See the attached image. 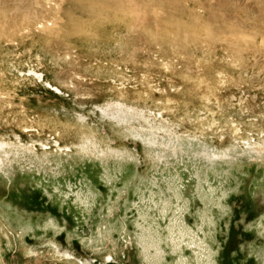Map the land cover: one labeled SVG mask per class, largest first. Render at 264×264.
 <instances>
[{"label": "rangeland", "instance_id": "374dc122", "mask_svg": "<svg viewBox=\"0 0 264 264\" xmlns=\"http://www.w3.org/2000/svg\"><path fill=\"white\" fill-rule=\"evenodd\" d=\"M55 1L48 27L71 22ZM151 11L70 42L40 25L0 36V264H194L191 244L264 264V0H237L242 55L188 62Z\"/></svg>", "mask_w": 264, "mask_h": 264}, {"label": "bare ground", "instance_id": "6f19581e", "mask_svg": "<svg viewBox=\"0 0 264 264\" xmlns=\"http://www.w3.org/2000/svg\"><path fill=\"white\" fill-rule=\"evenodd\" d=\"M67 3H68V8H66L65 10L68 13L72 14L71 22H69L66 25H62L61 24L62 21L60 23L56 22L53 27H48L49 23H47V21L44 20L43 15H50V14L53 15L57 13L59 5L55 0H0V25H2V30H0V36L16 35V33L23 31V28L25 29V27L27 26L35 27L36 25H40V27H42L43 29V32H46V34L51 33L57 36L61 32L62 35L61 37L64 36L66 41L70 42L71 40H73L74 37H78L81 34L84 33L87 34L90 32L89 29L85 26L86 25L84 24L85 22H98V21L105 22L108 21L110 17L117 15V13L130 12L131 14H135L136 12L138 13V10L152 9L151 12L154 14L153 17L160 18L162 20V23H164V26H166L167 28L165 30L167 32H164L163 34L160 35L161 44L163 45V47L169 50L168 53L170 57L173 55L174 56L177 55L181 50L188 52L189 53L188 57L185 58L186 62H188V58L192 59L191 55H194V57H196L197 52L206 53L207 51H209L210 48H212V45L215 46L217 44H221L223 45V47L224 45L228 47L230 46L232 48L231 50L235 49L236 52V50L243 48L244 46L243 42L246 43V38H248L245 31L246 24L240 21L241 19L239 15L240 12L239 11L237 12V0H68ZM155 8L158 9L161 8V10L158 9L156 10ZM153 26L154 25H152V27ZM136 30L138 31V29ZM252 41H254L253 38ZM65 45H68V43ZM122 46L131 48V44L130 45L124 44ZM131 51L132 52L129 53L130 57L134 55V50ZM211 51L213 53V50ZM65 52L68 51L66 50ZM68 53H70V51ZM236 53L238 55H242L241 51ZM176 57L174 58L176 59ZM214 57L220 59V55H216V53ZM175 59H171V60H175ZM246 59L248 60V58ZM215 61H218V59ZM172 62L173 61H169L165 64L168 65ZM124 64L128 65V62L124 61ZM165 64L163 66H165ZM218 65L219 67H217L216 69L217 75L223 73L226 69L224 66H221L222 62L220 63L218 62ZM91 68H92L91 62L83 66V69L85 71H89V69ZM98 68L101 67L98 66ZM211 69L212 68H210V70ZM191 78L193 77H187L186 75L182 76V79L185 84L182 85L181 88L185 89L184 93L189 92L191 88H193V86H195V84L197 83L196 79L193 78L194 80H192ZM215 79L216 77H209L205 79L208 82V84L211 86L209 88L215 87ZM173 101H174L173 104L179 103L176 100ZM219 104L222 105V103ZM0 110H3L1 104H0ZM190 249L193 251L195 257L194 264H215L213 252L208 245L207 248L205 247L201 249V248H195V246L191 244ZM68 260L73 261L71 264H76L77 261L75 257H71V259Z\"/></svg>", "mask_w": 264, "mask_h": 264}]
</instances>
